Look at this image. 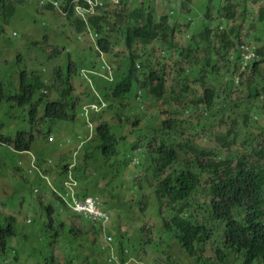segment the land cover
<instances>
[{
    "label": "clouds",
    "instance_id": "9594fccd",
    "mask_svg": "<svg viewBox=\"0 0 264 264\" xmlns=\"http://www.w3.org/2000/svg\"><path fill=\"white\" fill-rule=\"evenodd\" d=\"M18 1L12 0V13L8 0L0 1L7 11L0 19L4 33L23 16H15ZM141 1L59 0L56 4L64 10L71 35L55 44L63 45L58 57L51 58L54 45L34 50L25 26L24 42L8 48L41 77L26 94L18 74L13 81L16 93L10 91L12 101L24 106L33 96L41 103L33 121L30 107L25 106L30 127L19 129L15 137L12 134L23 142L24 151L5 145L0 136V146L20 157L11 174L27 183L32 197L29 206L6 205L5 198L15 197L18 191L7 189L6 179L0 184V219L15 218V228L0 242V256L5 258L0 264H44V260L53 264H171V260L246 264L247 216L264 228V154L258 149L263 148L259 137L264 140V130L258 133L264 128V35L253 32L243 38L244 26L232 20L233 4L213 16L204 2L201 33L188 32L186 43L180 45L175 34L190 26H176L169 19L184 24L185 11L190 10L186 4L192 1L183 0L180 11L168 5L159 14L155 0H149L150 7L140 5ZM212 1L206 0V5ZM236 1L256 18L257 31H264L259 18L264 1ZM35 15L31 13L27 21L33 23ZM223 21L228 23L226 29ZM214 22L220 23L218 31L210 29ZM3 23L9 26L4 28ZM233 28L242 30L241 36H230L229 49L223 51L228 64L217 53L221 35ZM135 31L139 35L129 44L127 39ZM17 33L13 29L11 37H18ZM192 34L198 39L199 57ZM92 38L95 44H90ZM80 51L85 52L81 59L91 61L94 68L75 59ZM215 84L234 101L236 112H215ZM4 86L0 82V90ZM241 91L246 98L238 94ZM48 107L60 109L69 119L50 122L45 114ZM174 119L181 124L174 126ZM20 122L24 124L25 117ZM149 126L157 130L155 140L142 133ZM55 130L66 133L65 143H57ZM230 130L233 134L228 135ZM188 161L193 163V179L183 185ZM253 182L257 193L232 209ZM179 190L182 201L175 204L171 196ZM168 206L174 207L169 211L174 216L169 230L162 223L145 224L147 217H159L160 210L167 217ZM39 210L42 214L32 217ZM47 210L52 211L50 220ZM175 222L182 226L174 227ZM34 225L30 233L28 227ZM7 229L8 224H0V232ZM34 256L44 260L34 261Z\"/></svg>",
    "mask_w": 264,
    "mask_h": 264
},
{
    "label": "rangeland",
    "instance_id": "374dc122",
    "mask_svg": "<svg viewBox=\"0 0 264 264\" xmlns=\"http://www.w3.org/2000/svg\"><path fill=\"white\" fill-rule=\"evenodd\" d=\"M35 1H30V0H19L16 10H15V16L20 14L22 16V21L23 24L20 23L19 19H15L12 21L10 28L6 30V33L0 34V82H4L6 84L5 91L6 93L12 91L16 93L14 90V85L13 81L18 79V74H19V80H20V75L24 70H27L26 65L22 63L21 59L19 58L20 54H11L10 51H8V48L11 46L13 43H22L24 42V34L25 30H23V27L25 26L26 29V34H27V40L28 41H36V40H42L43 37L45 36L44 33L39 32V26L37 28L34 27L33 23H30L27 21L28 16L31 13H36L40 14V12H37L36 7H35ZM140 1V0H138ZM186 1V0H184ZM192 2H189V5L186 4V6H189L190 10L185 11V23L182 24V20L180 19L179 22L176 21V18H170L169 20L171 23H175L176 26L178 25H187L189 24V28H185L182 26L181 32L175 34L177 42L181 45L183 43H186L187 40V33L195 31L196 33H201L202 31V21L203 19L199 17L200 15H204L205 12V6L207 9H209L212 13L213 16H217V11H224V8L228 3L233 4L234 8L232 10V20H235L236 22H239V26H244V31H243V38L245 37L246 34H253V32H256V34L264 35V31H257V26L258 22L256 18L248 15L246 13L245 7L236 0H213L211 4L206 5V0H191ZM252 0H248V3L250 4ZM261 2L264 0H260ZM183 0H171L168 2V0H155L154 2V7L156 9V12L159 14L163 11H165L166 7L170 5V7H176V11L181 10V3ZM205 2V5H204ZM204 5V7H203ZM151 7V8H154ZM172 9V8H171ZM173 10V9H172ZM5 10H2L0 7V19L3 18V16L6 15ZM169 14H172L173 12L169 10L167 11ZM172 12V13H171ZM193 13H198V15H194ZM41 21H44L45 19L49 21L50 16L45 13H41V16L38 17ZM65 20H58L57 22L52 23V25L55 28H58L59 30H63L65 27ZM220 23H211L210 24V29L216 31L218 29ZM227 22L223 21L222 25H224L225 29L227 27ZM233 25V22L230 23L228 26L229 28ZM246 25V26H245ZM2 26L8 27L9 24L3 23ZM15 29L19 34L18 37L12 38V31ZM218 31V30H217ZM0 32H1V26H0ZM53 31H49L47 33L48 36L51 38V44H59L62 42L60 38L64 37L65 39H69L70 35L68 33V29L66 32H63V35L56 36L52 35ZM250 32V33H249ZM68 33V35H67ZM253 36V35H251ZM116 40V38H115ZM264 40V38H263ZM89 42V40L87 39ZM211 41L213 42V37H211ZM90 44H95L94 38L91 39ZM50 46V45H49ZM178 50H181L182 46H176ZM26 51H28V48H26ZM43 51V49H42ZM85 52L80 51L76 54V57L79 58H84L85 57ZM60 63V62H59ZM264 69V67H262ZM78 81V80H77ZM85 89V86H84ZM240 96L247 95L246 92H238ZM25 106L20 105L16 101H8L5 100L2 103L1 109H0V136H6V137H12V134L14 133V137L19 129L27 131L30 127V123L28 121V111L24 110ZM14 117H17V121L14 124H11V121L14 119ZM21 117H25V123L22 124L20 122ZM12 127H16V130L13 131ZM77 130V125L74 128V131L76 132ZM56 134V141L57 143L63 142L65 143L66 140V133L64 132H59L58 130H55ZM99 152L96 153V155ZM17 158H20L18 156L12 155L10 151L7 148H4L0 146V184H2L5 180L6 183V188L9 190H16L18 193L16 194L15 197L13 196H7L5 198V204L6 205H13V207H16L17 205H20L21 203H24L26 206H29L30 203L32 202V197L30 195V189L27 186V183L25 181H21L20 179L14 177L11 172L13 169H17ZM26 178L28 179L27 174H25ZM14 181H11V179ZM36 207V206H35ZM34 207V208H35ZM34 208H32L30 211H32ZM42 213L39 210L37 213L32 212V217L38 218ZM21 219V217L19 218ZM148 222L152 221L149 217L146 219ZM22 228V227H21ZM30 230V233L33 232L36 228L34 226H29L28 227ZM49 240V239H48ZM69 252L75 253V250H69ZM46 254L44 253V257ZM42 256H34L33 260L40 262L42 259ZM5 260L4 256H0V261ZM44 264H53V263H47L45 260L43 261ZM22 264H25L23 262Z\"/></svg>",
    "mask_w": 264,
    "mask_h": 264
},
{
    "label": "trees",
    "instance_id": "16d2710c",
    "mask_svg": "<svg viewBox=\"0 0 264 264\" xmlns=\"http://www.w3.org/2000/svg\"><path fill=\"white\" fill-rule=\"evenodd\" d=\"M1 3H4L5 0H0ZM18 1V0H17ZM30 1H34V0H30ZM59 0H36L35 1V7H36V11L40 12V14H36L35 16H33V25L35 28H37L39 26V32L40 33H44L45 36L43 37L42 40H36V41H30V45L31 47H33L34 50L36 51H40L41 49H43L44 47L48 46V45H52L51 44V38L50 36L47 35V33L49 31H53L52 35H56V36H60L63 35V32H66L67 29L69 31V21L68 19L65 17V13L64 10L62 11L61 7H59L56 2ZM12 0H8L7 5H8V11L9 13L13 12V6L11 4ZM148 5L150 7L151 1L149 0H142L140 5ZM41 13H45V14H51L52 17L48 20H44L41 21L38 17L41 16ZM49 14V15H50ZM260 23L261 26L264 28V11H262L260 13ZM17 19H19L20 23L23 24L22 21V17H18ZM64 19L66 24L65 27L63 28V30H59L58 28H55L52 23L57 22L58 20H62ZM113 20L115 21V16H113ZM95 24H97V21H95ZM109 24V22H108ZM115 24V23H114ZM117 24H115L116 26ZM102 26L100 25L99 29L101 31ZM241 28H233L228 34H222L221 38H220V44H219V50L217 55L225 62L229 63V59L228 56L224 53L225 50L229 49V46L231 44L230 42V36L233 37H239L241 36ZM2 33H4V29L1 28ZM63 31V32H62ZM205 34V31H204ZM210 31L208 29H206V35H209ZM139 35L138 32H133V34L127 39L128 42H130L129 44H131L134 40L133 38L135 36ZM146 37L148 36L147 34L145 35ZM193 37H195V40L198 43V39L196 37V35H193ZM141 37H142V33H141ZM259 42H261V39L258 37ZM190 40H192L193 43V47L199 57L198 54V44H196V42L192 39V37L190 38ZM54 45V44H53ZM101 45L104 46V40H101ZM63 45H59L56 46L54 45L52 47L51 51V58L54 59L56 57H58L61 52H62V47ZM189 49L186 50V53H189ZM224 51V52H223ZM264 54V53H263ZM36 54H34L32 57H34ZM264 56V55H263ZM31 57V58H32ZM70 57V56H69ZM75 59H77L78 61H80L82 64L87 65L89 68H94L93 67V63L91 61H83L81 58L76 57ZM264 61V60H263ZM262 62V61H261ZM259 62V63H261ZM23 64L26 65L27 70H24L21 73V76L23 78V92L26 94H29L27 92V89L33 85H35L36 87L38 86L39 80H40V76H38V74L34 71L31 70V67L28 66L26 64V62H22ZM69 67L72 69L74 66L73 64L70 63ZM178 82H182L181 80H177ZM95 82H99L101 84V82L96 79ZM5 87V86H4ZM101 87V85H100ZM176 90V89H175ZM213 90V94H214V98H215V103H214V109L215 112L217 114H232L234 112H236V106L234 101L231 102L228 100V97H226L228 94L226 92H223V90L220 88V86L218 84H215L212 88ZM105 98L107 97V95L104 93ZM13 99V95H11L10 92L6 93L5 89L2 88L0 90V108L2 106L3 101L8 100V101H12ZM29 103H24V106H29L30 107V116L29 119L31 121L35 120L36 118V114L39 108V103H41V101L36 98L33 97L31 99L28 100ZM200 102V100H199ZM263 107V106H262ZM264 108V107H263ZM45 114H46V118L49 119L50 122L53 121H64V120H68L69 119V115H66L63 111H61L60 109L54 108V107H48L45 109ZM181 124V120L178 119H174L173 120V125L174 126H179ZM203 129H206V134L210 133V130L208 128V126L206 124L203 125L202 127ZM239 129H237L235 136L237 139L238 137L241 135V133L238 131ZM264 130V128H260L258 130L259 131ZM143 135L149 137V139L154 138V140L156 139L155 137L157 136V130H155L154 128H152L151 126L149 127H145L142 130ZM233 134V130H230L228 132V135ZM247 133H245V135H247ZM237 139H234L235 142L237 141ZM259 139L262 142V147L258 148L261 151H263L264 154V140L261 139V137H259ZM224 140H226V138H224ZM21 141L23 140V137H21ZM1 142L4 143L5 145H8L11 148H15V150L18 151H24V145L23 142H20L17 139H13L12 137H6V136H1ZM257 149V148H256ZM240 161L247 165L244 161L243 158L240 159ZM193 179V163L191 161H188V170H186V172L184 173L183 177L181 180H183V185H186L187 182L192 181ZM169 184V183H168ZM251 185L249 184L247 187L244 188L243 192H242V196L240 197L239 200H236L232 203L231 207L232 209L238 208V205L240 207H242L243 205V201L245 199L248 198H252L256 193H257V188L255 187V182H253ZM64 196L66 195V193L63 194ZM182 197L181 191L179 190L178 193L174 192V195L171 196V198L173 199V202L176 204H179L182 199H180ZM174 209V207L168 206V212L171 211L172 209ZM250 212H252L251 209H249ZM169 212L168 216L165 217L164 216V212L163 210H160V212L158 213L159 217H156V219L150 221V222H145V224H156V223H162L161 227H164L165 225V229L169 230L170 225L174 222V216L172 215V213ZM234 213V212H233ZM237 214V213H236ZM47 215L48 218L50 220V217L52 215V211L51 210H47ZM253 218H255L256 220H258L259 218L255 216V214H253ZM247 220L249 222L248 224V228L246 230V235L243 241V251L246 255V264H264V228H262L260 225L257 224H253V221L251 219V216L248 215L247 216ZM262 220H260L259 222H261ZM0 224H8L9 229H7L4 232H0V242L2 240V237L4 235H6L7 233L10 232V230H13L15 228V218L11 219V217H8L7 219L1 220L0 219ZM186 225V224H185ZM174 227H180L182 226V224H180L179 222H175L173 224ZM160 230V229H159ZM158 229H154L155 232L159 231ZM160 232V231H159ZM151 241V239H150ZM152 241H154V238H152ZM151 241V242H152ZM157 249L154 247L153 248V252H156ZM172 263L171 264H176V260H171ZM159 264V263H158Z\"/></svg>",
    "mask_w": 264,
    "mask_h": 264
}]
</instances>
